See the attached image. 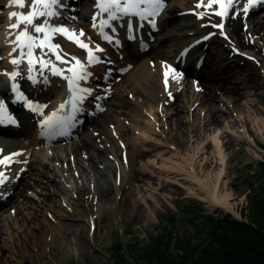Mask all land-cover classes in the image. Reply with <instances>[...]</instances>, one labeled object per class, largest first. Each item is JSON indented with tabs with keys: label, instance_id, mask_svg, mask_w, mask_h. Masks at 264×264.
I'll return each instance as SVG.
<instances>
[{
	"label": "rangeland",
	"instance_id": "374dc122",
	"mask_svg": "<svg viewBox=\"0 0 264 264\" xmlns=\"http://www.w3.org/2000/svg\"><path fill=\"white\" fill-rule=\"evenodd\" d=\"M167 34L168 32H163L162 38ZM220 46L218 44V47ZM260 46H263L262 55H264V42ZM149 59H157L153 51L140 62ZM232 60H237V65L240 67H247L251 70L261 87L253 89L251 86L241 84L245 81V76H240L231 85L239 89L241 93L239 96L232 93L225 94L222 89L216 88L214 90L216 99L208 102L209 104L198 101L194 103V106H190L192 102L189 104V99L179 100L176 102L177 105L185 106L183 114L180 113L181 121L184 122L177 126L174 121L168 119L169 127L172 129L171 135H168V131L165 130L159 138L167 140L169 147L177 146L176 152L180 150L186 153L192 145L206 146L205 155L211 158L213 147L204 134L210 132L214 125L222 128L224 124L228 125L232 134L223 139L227 160L225 180L227 188L233 194L232 206L236 212L241 214V219L236 218L233 212H212L206 204L189 196L183 188L172 184L158 186L157 177L141 174L140 169L144 168L143 164H147L149 159L154 158L161 151L156 150V146L153 147L154 151L140 162L138 154L141 147L130 145L126 147L124 152L127 155L123 159L121 155L123 151L119 145L111 141L105 143L109 136L108 133L94 126L99 121L98 118L85 129L80 138L73 140L72 144H81L80 142L84 139L93 136L96 145L103 151L106 150V154L113 152L112 148L115 147L114 154L117 160L114 154H110L109 157L114 158L111 160L112 166L103 174V179L109 180L108 184L103 179H100L99 183L91 182L88 174L83 175L80 170H73L77 168L76 158L72 163L73 168L70 162L66 163L67 169L65 170L67 171L63 170V174L50 170L47 177H40L34 171V176L40 179L41 184L32 188L25 187L24 191H28L26 195L29 196L30 203H22L24 216L34 218L32 221L26 220L23 223L19 216L17 223L10 224L11 230H4L0 237V264H115L110 253H112L111 246L117 237L122 242L128 262L135 264L133 257L126 251L125 245H138L141 250H144L150 245L153 237H158L163 232L172 231L176 237L190 238L193 244L208 245L211 241L210 233L217 226L214 221L210 220V216L218 225L219 220L227 217L252 225L247 230L248 237H244L242 230L236 229L237 235L230 234V238L241 239L240 244L246 240L252 248L257 246L258 249L264 250V239H262L264 224L250 223L253 213L252 202L258 205L262 203L264 196V166H262L264 164V99L262 97L264 96V62L257 58L250 63L242 58H232ZM220 65L225 66V64ZM2 66L3 64H0V72L3 70ZM130 79L128 75L118 83V91L124 93L125 98L129 95L128 97L133 100L135 89L126 87ZM239 83L241 85H236ZM189 88L191 89V86ZM129 90L132 91L131 94ZM194 99L195 96L193 101ZM228 101L231 102L228 103ZM117 106H120L123 111L127 110V105L117 99L114 93L102 117L106 119L108 110ZM174 109L176 107H171L169 112H173ZM211 112L216 115L217 121L214 124L203 125L202 122L206 119L204 117L209 116ZM158 119L165 120L161 116ZM256 119L259 120L258 123ZM105 122L108 128L110 125L114 128L118 125L110 124L108 120ZM244 127L248 133L244 132ZM112 133L114 136L117 134V132ZM97 137L99 139H96ZM121 139H125V136ZM84 152L82 151L81 156L87 160L89 152ZM58 164L59 162H56V165ZM89 165L91 166L90 163ZM86 166H88L87 163ZM99 166L105 170L104 164L97 162L96 168L98 169ZM123 166L125 174L122 171ZM37 167L42 169L38 164ZM53 167H55L54 163L51 165V168ZM212 167L207 166L205 170L208 171ZM90 171L91 174L95 173L94 168ZM135 177L139 180L134 181ZM49 178L54 179V184L59 183L64 191L52 197L53 200L45 202V198L50 197L46 195L57 189L50 185L52 181L49 183ZM29 183L34 182L29 180ZM109 185L111 187L109 198L102 197L101 193ZM163 186H165L164 189ZM69 187L71 189L74 187L73 191ZM144 188L150 191L146 192ZM151 193L153 196L149 197L148 194ZM20 200L17 197V202ZM17 202L4 207L7 212L2 211L3 216L12 214L10 210L16 206ZM193 210L201 217H193ZM80 211L84 213L81 214ZM201 245L198 247L200 248ZM181 247L182 245L179 247L178 244L171 245L169 250L171 255H184ZM200 252L196 251L194 256L198 258ZM251 252L253 250L250 248L248 260H254L251 256L254 253Z\"/></svg>",
	"mask_w": 264,
	"mask_h": 264
},
{
	"label": "bare ground",
	"instance_id": "6f19581e",
	"mask_svg": "<svg viewBox=\"0 0 264 264\" xmlns=\"http://www.w3.org/2000/svg\"><path fill=\"white\" fill-rule=\"evenodd\" d=\"M215 1H217L218 5L221 7H225L229 3V0ZM194 2H196V0H174L173 3H170L162 18V20L164 19V23L166 22L164 30L169 31V34L163 39L159 37V42L156 48L152 50L156 57H160L165 60L175 58L189 43L201 36V33L198 30V25L195 22V17L193 19L190 15L176 16V14L180 12L184 13L187 10H190V5ZM199 2H197V5ZM7 5V0H0V64L3 63V67L9 68L10 70L16 69L20 64L13 65L11 61L14 58L20 59L21 64H25L33 76L34 82H30V85L33 87V89L32 87L29 89V91L33 94V97L50 101V104L53 106L57 103L59 105V96L62 100L64 98L62 97L61 91L64 85L61 83L57 75L59 73L67 75L68 72L66 68L73 67L76 65V63L70 60H68V63H61L56 57L54 59H49L46 62L40 63L38 62L39 59L45 58L49 50H40L39 47L33 48L34 55L30 58L32 63H24V60L29 57L27 55H24L23 57L20 56V48L14 42L15 38L9 37L5 33L6 26L3 25V19L6 15L5 12ZM89 6L90 4L87 3H83L82 5V11L79 13V17L82 22H85L88 19ZM235 7L239 10L242 9L241 4H235ZM136 11H140V3ZM239 14L241 18H230V20H228V29L234 39V42L237 43L239 47L249 50L251 55L256 56L258 60L260 59L264 62V55H262L263 46H260V44L264 42V17L258 18L256 15L252 16L253 12H250L247 15L251 17H245V14L243 13ZM117 15L118 18L126 16L120 14ZM242 21L250 29H246ZM78 29V24H74L72 28L74 31L72 33H75V31L78 32ZM82 29H84V27ZM94 35H96L95 31L88 30L87 35L79 36V40L86 44H91L92 39L90 37ZM252 39L254 42H252ZM58 40L59 39H55L53 42H50V44H54ZM162 44H164V46L158 50L157 48H159ZM13 48H16V51H13ZM53 50L55 52H59L61 55L66 53L61 49ZM24 52H27V48L24 49ZM232 54L233 51L223 47L208 50L207 55L203 60L202 70L200 72H193L192 66L188 67V71L193 72V75L191 74L189 77H186L187 81L190 79V82H192V79L195 77L198 82L197 84L202 86V91H199L198 93L192 92L188 85L186 86L187 90L185 88L183 89V82L181 84L179 79L174 80L170 84L168 91L163 87L160 67L158 68L156 66V68H152L148 64V60L144 62H137L134 71L129 74L131 79L126 84V87H132L135 89L134 100H130L128 97L129 95H127L125 98V94L118 91V88H116V91L114 92L116 98L127 105V110L123 111L120 106H117L114 109L110 108L105 116L106 119L100 116L99 121H97L94 126L99 128L102 132L108 133L109 136L105 143L111 141L117 146L120 144L122 147L120 148L122 150H124L123 148L125 146L130 147V145H137L141 147V150L139 151L140 153L138 154L140 162H142L144 158L153 152L154 150L152 149H154L153 147L156 146V150H160L161 152L156 154L154 158L149 159L147 164H143L144 168H141L140 172L141 174H149L153 177H157L158 186L164 184L179 186L187 191L189 196L206 204L212 212H233L236 218L241 219V214L236 212L232 206L231 202L233 200V194L229 188H227V182L225 180V165L227 160L225 158L223 139L232 134L229 131L228 125L224 124V128L214 125L210 132L204 134L210 145L213 147L211 158H208L205 155L206 146L200 147L197 144L192 145L186 153H183L180 150L176 152L175 149H178L177 146L169 147L167 140L159 138L162 136V131L164 132L165 130L168 131V135H171L172 129L169 127L167 121L168 119L174 121V124L177 126L184 122L181 121L180 113L183 114L185 106H178L176 103L177 101L179 102V100L185 101V99H189V104L192 102L190 106H194V103L198 101H201L202 103H210L216 99V93L214 92L216 88L222 89L225 94L232 93L236 96H239L241 94L239 89H236V87L231 85L237 79H239L238 77L240 76H245V81H243L241 84L251 86L253 89L261 87V84H259L251 70H248L247 67H240L237 65V60H232ZM67 57L68 56H65V58ZM220 64H225V66H221ZM87 69L94 73L93 71L96 69V67H89ZM87 80L90 81L91 78L89 77ZM241 84L239 83L236 85ZM129 91L130 93L132 92L131 90ZM171 91H174L176 94L174 100L175 102H173V104L162 103V96H160L161 92L162 94H165V92ZM194 96H196V98L193 101ZM262 97L264 99V96ZM230 102L231 101H228V103ZM171 107H176V109H174L173 112H169ZM157 114L162 115L163 118L165 117L166 119H163V122L160 121L157 117ZM151 117H154V119ZM204 119L205 120L202 122L203 125H206L207 123L214 124V122L217 121L216 115H214L212 112L209 114V116L206 115ZM105 120L110 121V124L115 123L118 125H116L114 129L110 130V128L106 126ZM121 120H123V122ZM158 121L162 123L161 127L160 125H158L159 127L157 126L156 123H158ZM258 122L259 120L256 119V123ZM34 127L35 126L32 124L27 125L22 133L19 134L20 139L18 140L14 138L15 133L11 131L5 132L0 128V174L8 170V167L4 164L12 163L14 151H21V158H23V155L27 153L30 154V164L26 174V178L28 179H24L25 182L23 183V188L21 192H19L20 195H18L19 199L21 200L17 202V197H15L12 201L10 200L11 202L9 201L6 204L8 205L13 202H17L16 206L13 207V214L3 216L2 211L6 213L7 210L4 209L0 211V237L2 233H4V230L9 231L12 229L10 224L13 222L17 223L19 216H21L20 221L23 223L26 220H33V216H24V207L22 203H30L28 200L29 196L26 195L27 192L24 191V187L32 188L37 184H41L40 179L34 176V171L42 177H47L49 170L52 169L51 163L54 161H60L61 163L66 162L67 157V160L72 162L70 156L76 155L77 168L75 170H80L83 175L88 174L91 182L96 181L99 183V180L104 178V172L107 171L110 166H112L109 155L114 154L115 147L112 148L113 152L111 151L106 154V150L103 151L101 147L96 145V140H94L92 135V137L84 139V141L79 145L72 144L67 146L61 145L41 148L40 146H42L43 143L38 142L36 136H34ZM244 128V132L248 133L246 127ZM115 130L117 134L120 135V138L125 136V139L116 140L112 136V132ZM6 136L14 138L15 140H8ZM99 137L96 139H99ZM82 151L89 152L87 160L82 158ZM114 158H117L115 154ZM97 162L104 164L105 170H103L100 166L97 169ZM86 163L88 166H86ZM37 164L40 165L42 169L37 167ZM207 166L213 167L209 168L207 171L205 170ZM91 168L95 169L94 174H91ZM20 169L21 166L16 164L10 168V171L18 173ZM53 170L57 174L63 173L62 170H59L56 167L53 168ZM122 171H125L124 166L122 167ZM123 174H125V172ZM6 176L7 174H5L4 177ZM137 179L138 177H135L134 181ZM29 180H32L34 183L30 184ZM53 180L52 184L50 185L53 187L55 186L57 189H55L54 192H50L49 195H46L50 197L45 198V202L53 200L52 197L58 195L60 191H64L60 184H54ZM103 180L107 181L108 184L109 180ZM145 188L144 190L146 192L150 191L146 190ZM164 188L165 186H163V189ZM110 193L111 187L109 185L107 186V189L101 193V196L109 198ZM148 196L152 197L153 195L151 193L148 194ZM80 213L82 214L84 211H80ZM5 226H8V228H5Z\"/></svg>",
	"mask_w": 264,
	"mask_h": 264
},
{
	"label": "snow or ice",
	"instance_id": "6c2138e0",
	"mask_svg": "<svg viewBox=\"0 0 264 264\" xmlns=\"http://www.w3.org/2000/svg\"><path fill=\"white\" fill-rule=\"evenodd\" d=\"M141 0H97L98 7L101 13H107L108 18L110 20H115L118 18L117 14L126 15V16H135V15H142L140 12L136 11L139 7V3ZM252 0H249L251 3ZM261 6H264V0H257ZM153 8L155 11H159L163 7L164 0H151ZM10 4L17 6L21 9H26L24 12H10L9 13V20L12 21L15 18V22L9 24L10 29H16L17 35L15 37V43L20 48V56L27 55L31 58L34 55L33 48L39 47L41 50L44 48H48L49 51L53 49H59L58 44H50V37L48 35L49 32L52 33H59L68 36V39L72 42L76 43L80 48L87 50V62L88 63H99V58L93 54V50L89 48L86 43L81 42L78 38L74 39V37L83 36V31H79L78 33H70L67 29L58 26H49L48 20L46 18L53 17L59 15L55 9L62 7V0H10ZM233 0H229V7H232ZM199 6V5H198ZM155 11L149 13V15H154ZM247 11V8L244 9ZM216 15L224 16L226 13L217 12ZM41 18L43 19L42 22ZM107 24V21L101 22V28ZM214 27L223 28L224 25H214ZM39 34V35H35ZM23 38V40H22ZM106 39H110L109 37L105 36ZM27 48V52H24V49ZM13 51H16V48H13ZM96 51H102L99 47L96 48ZM53 54L56 55V58L60 60L61 63H68L69 61L65 59V56L68 54L61 55L59 52H54ZM72 61H75L77 65H79V71H72L71 78L66 77L69 83L70 92H82L88 93V89H83L79 87L78 81L86 79L88 73L85 71L83 64L77 59L76 57H71ZM13 64H18L19 61L13 59L11 61ZM39 62V61H38ZM32 61L29 59V64ZM31 70V69H30ZM17 73H13L11 78L15 79ZM167 77V73H165ZM165 84H167V79L165 80ZM16 85H13L15 88ZM76 99L83 100L84 96L81 95ZM73 109H76L75 102L73 103ZM63 107V105L61 106ZM4 114V107L3 104L0 103V123L4 122L3 118ZM14 123V121H12ZM4 182L3 178L0 177V184Z\"/></svg>",
	"mask_w": 264,
	"mask_h": 264
},
{
	"label": "trees",
	"instance_id": "16d2710c",
	"mask_svg": "<svg viewBox=\"0 0 264 264\" xmlns=\"http://www.w3.org/2000/svg\"><path fill=\"white\" fill-rule=\"evenodd\" d=\"M262 166H264V164H262ZM252 206L253 213L250 223L255 224L258 222L257 224L263 225L264 196L262 198V203L255 205L252 202ZM192 213L193 217H201L194 210ZM209 218L211 221H214V224L217 226L215 225L216 227L212 230L213 232L210 233L211 241L206 246L204 244H193L190 238L185 236L176 237L172 231H167L163 232L158 237H153L150 245L144 250H141L138 245L129 244L125 245L126 251L133 257V260L136 262L135 264H264V250L258 249L257 246L252 248L251 244L246 242V240L243 241V244H240V242H242L241 239L230 238V234L237 235L235 233L236 229L242 230L244 232V237H248L249 234L247 230L250 229L252 225L230 219L229 217L219 220L218 225L212 216ZM172 222H174V220H172ZM262 239H264V236ZM175 244H178L179 247L182 245L180 249H182L184 255H171L169 251L170 247ZM198 245H201L200 248ZM186 246L190 248L185 249L184 247ZM247 247H249V249ZM250 248L253 250L251 253L254 254L251 256L254 260H248ZM111 251L112 253L109 252L110 257L115 264H130L119 237H117L111 246ZM196 251H201L198 258L194 256Z\"/></svg>",
	"mask_w": 264,
	"mask_h": 264
}]
</instances>
